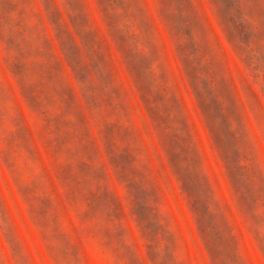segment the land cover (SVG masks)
Returning a JSON list of instances; mask_svg holds the SVG:
<instances>
[{
	"label": "rangeland",
	"instance_id": "rangeland-1",
	"mask_svg": "<svg viewBox=\"0 0 264 264\" xmlns=\"http://www.w3.org/2000/svg\"><path fill=\"white\" fill-rule=\"evenodd\" d=\"M0 264H264V0H0Z\"/></svg>",
	"mask_w": 264,
	"mask_h": 264
}]
</instances>
